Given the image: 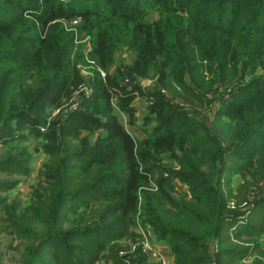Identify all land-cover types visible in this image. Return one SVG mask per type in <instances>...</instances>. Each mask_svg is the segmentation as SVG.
<instances>
[{
    "label": "trees",
    "instance_id": "obj_1",
    "mask_svg": "<svg viewBox=\"0 0 264 264\" xmlns=\"http://www.w3.org/2000/svg\"><path fill=\"white\" fill-rule=\"evenodd\" d=\"M0 174L19 264H264V0H0Z\"/></svg>",
    "mask_w": 264,
    "mask_h": 264
},
{
    "label": "rangeland",
    "instance_id": "obj_2",
    "mask_svg": "<svg viewBox=\"0 0 264 264\" xmlns=\"http://www.w3.org/2000/svg\"><path fill=\"white\" fill-rule=\"evenodd\" d=\"M148 21H154L157 19V14L155 12H148L147 15ZM81 42H86L85 40H82ZM130 53H117L115 55V59L119 62L121 59H124L126 63H129L130 60ZM81 73L84 78H88L90 76V73L87 71L86 68H81ZM151 84V81H143L142 86L146 88ZM166 91V90H165ZM167 92V91H166ZM210 97V96H209ZM132 105L136 108V116L138 117V121L135 125H131L128 123V118L121 116V122L124 127V130H126L130 135H132L134 138L141 139L144 137V134L142 133V130L139 128V126L142 123V118L145 115L146 111V102L144 99L138 97L136 100L133 101ZM55 112V111H53ZM52 112V113H53ZM199 118L203 117V112H200L197 115ZM213 118V114L210 116V119ZM135 138V139H136ZM27 145L29 149V153L32 156L31 159V167H32V173L27 176V178L23 177H10L12 179H18V185L16 188L11 190L9 193H7V202L11 199L19 200L23 203V206L26 205L28 202V199L30 197V193L32 191L33 186L36 185L38 181H40V178L38 177V172L41 168V165L44 163L46 156L42 155L41 152H39L36 148L38 147V144L36 141L31 138L27 141L25 146ZM6 179L5 175L0 174V180ZM5 195V194H1ZM3 214L0 213V264H19L20 254L18 252L19 248V241L15 239L13 236H9L5 232V223H3ZM259 242L262 245V248L264 250V236L260 238ZM144 250L147 252V255L150 258V261L153 264H174V261L172 260V254L171 251L167 248V246L161 244L158 242L157 239L153 238L152 240H148L146 244L144 245ZM251 259L247 261L240 262V264H250ZM101 264H103L101 262Z\"/></svg>",
    "mask_w": 264,
    "mask_h": 264
},
{
    "label": "built area",
    "instance_id": "obj_3",
    "mask_svg": "<svg viewBox=\"0 0 264 264\" xmlns=\"http://www.w3.org/2000/svg\"><path fill=\"white\" fill-rule=\"evenodd\" d=\"M102 76H103V74H102ZM161 93L165 95L167 92L165 90L164 91L162 90ZM70 108L74 110L76 108V105H72ZM56 113H57V111L54 112V114H56ZM146 242H148V239L144 238L138 244L133 245L130 249V253H134L135 249L139 246L141 248V251H143L147 255V252L144 250V245L146 244ZM119 255L121 257L126 256V251H119ZM147 257H148V259H150L148 255H147ZM160 264H163V263H160Z\"/></svg>",
    "mask_w": 264,
    "mask_h": 264
},
{
    "label": "crops",
    "instance_id": "obj_4",
    "mask_svg": "<svg viewBox=\"0 0 264 264\" xmlns=\"http://www.w3.org/2000/svg\"><path fill=\"white\" fill-rule=\"evenodd\" d=\"M136 138V137H135ZM144 137H142L141 139H138V138H136L137 140H142ZM172 260H173V257H172Z\"/></svg>",
    "mask_w": 264,
    "mask_h": 264
}]
</instances>
